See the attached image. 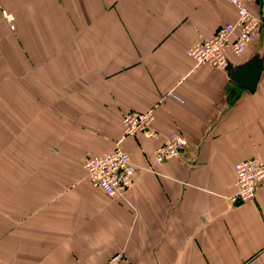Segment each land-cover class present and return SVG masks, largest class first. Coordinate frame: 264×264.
I'll return each mask as SVG.
<instances>
[{"label":"crops","instance_id":"1","mask_svg":"<svg viewBox=\"0 0 264 264\" xmlns=\"http://www.w3.org/2000/svg\"><path fill=\"white\" fill-rule=\"evenodd\" d=\"M248 9L262 23L221 70L186 49L235 20L225 0H0V264H264V180L227 200L236 162L264 166V0ZM253 56L250 91L228 72ZM149 108L156 137L122 138ZM171 132L182 152L153 164ZM114 147L134 165L116 199L81 168Z\"/></svg>","mask_w":264,"mask_h":264},{"label":"built area","instance_id":"2","mask_svg":"<svg viewBox=\"0 0 264 264\" xmlns=\"http://www.w3.org/2000/svg\"><path fill=\"white\" fill-rule=\"evenodd\" d=\"M235 10L233 22L219 25L207 38L196 42L186 49V54L195 65L206 64L225 70L228 66L226 50L240 54L252 40L262 19L250 12L248 3L251 0H225ZM0 16L8 21L12 16L1 12ZM153 109L145 111L129 110L121 117V137L141 134L145 138H154L157 132L152 128ZM185 140L178 132H171L154 148L153 164H161L165 160L180 155ZM87 183L101 190L109 198H123L133 183L134 165L129 154L119 147L100 154H89L81 161ZM146 170H149L148 168ZM235 180L233 192L227 200L230 205H237L251 199L257 186L264 180L262 162L251 157L242 159L233 165ZM122 257L113 255L103 264H121Z\"/></svg>","mask_w":264,"mask_h":264},{"label":"water","instance_id":"3","mask_svg":"<svg viewBox=\"0 0 264 264\" xmlns=\"http://www.w3.org/2000/svg\"><path fill=\"white\" fill-rule=\"evenodd\" d=\"M261 69V59L251 57L228 72L229 79L247 90H254Z\"/></svg>","mask_w":264,"mask_h":264}]
</instances>
